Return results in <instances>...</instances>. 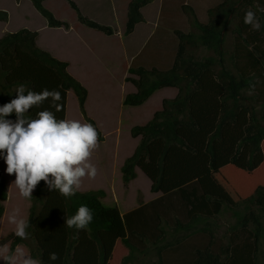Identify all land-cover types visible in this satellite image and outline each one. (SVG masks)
<instances>
[{
	"label": "trees",
	"instance_id": "trees-1",
	"mask_svg": "<svg viewBox=\"0 0 264 264\" xmlns=\"http://www.w3.org/2000/svg\"><path fill=\"white\" fill-rule=\"evenodd\" d=\"M28 1L49 28L69 29L43 5L46 0ZM62 1L79 24L105 36L114 34L110 26L82 14L73 0ZM152 1H128L123 36L144 22L141 9ZM259 5L264 7V0H223L207 10L205 23L183 5L193 32L174 30L177 43L170 66L128 68L135 77L125 81L134 91L123 97L125 107L141 106L161 89L176 90L146 123L130 128L137 143L120 166L123 186L139 169L157 198L121 214L103 203V190H78L65 198L41 181L29 199V238L9 233L0 247L14 251L23 245L40 264H257L264 246V12L257 10ZM249 9L259 18V31L244 23ZM234 19L232 50L226 53ZM7 21L8 13L0 10V22ZM37 38L38 32L26 28L0 37V106L16 98L21 84L35 92L56 89L63 108L55 115L65 119L71 91L81 117L96 128L101 142V132L85 110L86 88L68 72L69 63L39 47ZM199 50L211 54L196 58ZM47 108L49 101L27 115L35 118ZM7 118L15 121V113ZM7 195L0 170V220ZM81 205L92 210L89 226L76 230L64 225L65 217ZM223 214L233 223L227 243L215 252V219ZM52 252L59 259L51 261Z\"/></svg>",
	"mask_w": 264,
	"mask_h": 264
},
{
	"label": "rangeland",
	"instance_id": "rangeland-1",
	"mask_svg": "<svg viewBox=\"0 0 264 264\" xmlns=\"http://www.w3.org/2000/svg\"><path fill=\"white\" fill-rule=\"evenodd\" d=\"M82 14L90 19L110 26L112 36H105L89 29L76 20L65 1L46 0L43 5L58 20L67 22L70 27L48 28L44 18L32 7L28 0H0V10L8 13V21L0 22V36L21 28L42 32L44 43L71 62V71L80 76L81 84L88 96L85 110L102 135L99 147L92 152L90 162L97 168L94 178L85 176L80 186L85 191L103 190L106 193L104 204L116 206L120 212L137 207L139 202H149L158 197L150 192V183L139 171L137 177L127 186L121 181L120 166L128 157L136 139L129 135L132 126L146 123L153 112L160 109L164 98H171L175 90L164 88L155 92L144 104L138 107L122 105L123 97L134 91V87L125 81L126 77H135L128 72L129 67H157L167 69L174 57L176 37L174 30L193 32L191 17L182 6L190 7L200 22L207 21V10L223 0H153L141 9L144 22L136 25L130 36H123L126 7L129 0H73ZM260 6V5H259ZM236 19L233 20L225 39L226 53L232 50ZM199 50L196 58L210 55ZM65 119H75L86 123L78 110L75 96L69 91L66 99ZM7 165L0 156V170L8 184V198L4 205L5 224L0 235L12 231L14 225L8 217L16 212L19 218L27 219L30 207L29 199L22 197L14 184L15 174L6 172ZM180 216V215H179ZM215 252H220L228 238V227L233 223L227 214L215 219ZM4 237V235L2 236ZM0 237V239L2 238ZM28 255L26 247L21 245ZM154 259V257H153ZM152 259V260H153ZM257 264H264V246L257 256ZM0 264L4 260L0 259Z\"/></svg>",
	"mask_w": 264,
	"mask_h": 264
},
{
	"label": "clouds",
	"instance_id": "clouds-1",
	"mask_svg": "<svg viewBox=\"0 0 264 264\" xmlns=\"http://www.w3.org/2000/svg\"><path fill=\"white\" fill-rule=\"evenodd\" d=\"M259 12L264 7L257 6ZM244 23L259 31L261 24L256 12L249 9ZM26 93V94H25ZM61 92L43 89L40 92L26 90L21 84L16 89V98L0 106V155L7 165L6 172L15 174L12 183L22 197L30 199L33 190L43 181L49 191H58L70 198L79 190L82 178H94L97 168L90 162L93 150L99 147L96 128L90 123L75 119H57L55 113L62 111ZM49 101V108L38 111L35 118L27 114ZM50 109H55L53 112ZM15 113V121L8 119ZM93 220L92 210L81 205L65 224L76 230L86 229ZM14 225V233L21 240L29 238V222L19 218L16 212L8 217ZM0 259L6 264H40L27 255L22 248L10 250L8 245L0 247ZM51 261L59 259L57 253L49 254Z\"/></svg>",
	"mask_w": 264,
	"mask_h": 264
},
{
	"label": "crops",
	"instance_id": "crops-1",
	"mask_svg": "<svg viewBox=\"0 0 264 264\" xmlns=\"http://www.w3.org/2000/svg\"><path fill=\"white\" fill-rule=\"evenodd\" d=\"M21 2V1H20ZM45 2V1H44ZM43 2V3H44ZM9 17V16H8ZM138 25V24H137ZM49 28V27H48ZM135 28H136V26H135ZM135 28H134V30H135ZM14 32V31H13ZM134 32V31H133ZM132 32V33H133ZM6 33V32H5ZM4 34V33H3ZM2 34V35H3ZM1 35V36H2ZM131 35V34H130ZM130 35H128V36H130ZM0 36V37H1ZM37 45L39 46V47H41V48H43V49H45L46 51H48L52 56H54L55 58H57V59H59V60H62V61H67L68 63H69V65H68V72L70 73V74H72L76 79H78L80 82H81V79H80V76L78 75V74H76V73H73L72 71H71V62L67 59V58H65V57H63L60 53H58V52H56L53 48H51L50 46H48V45H46L45 43H44V40H43V35H42V32L41 31H39L38 32V38H37ZM170 89H173V88H170ZM175 90V89H174ZM68 93H69V91L67 92V95H68ZM176 94V90H175V92H174V95ZM174 95L172 96V97H174ZM171 97V98H172ZM136 143H137V139H136ZM140 172V170L139 169H136V174H138L137 172ZM141 173V172H140ZM142 174V173H141ZM145 177V176H144ZM146 178V177H145ZM6 182H7V180H6ZM7 187H8V184H7ZM9 189V188H8ZM8 189H7V192H8ZM79 191H85L84 189H83V186H80V188H79ZM106 194V193H105ZM154 194H158V196H159V193H154ZM106 197V196H105ZM105 197H104V199H105ZM7 198H8V195H7ZM104 199H103V201H104ZM7 200V199H6ZM6 202V201H5ZM5 202H4V204H5ZM104 203V202H103ZM144 203H146V201H144ZM136 208V207H135ZM132 209H134V208H131L130 210H128V211H131ZM128 211H126V212H128ZM126 212H124V213H126ZM121 214H124L123 212H120ZM4 217H5V211H4V214H3V216H2V218H1V220H0V228H2V226H4V224H5V221H3L4 220ZM9 233H14V228L12 229V231L10 230V231H7L6 233H3V234H1L0 235V237H2L3 235L5 236V235H7V234H9ZM168 239H171V236L169 235L168 236ZM21 245H18V246H16V248H19ZM25 247V246H24ZM15 248V249H16Z\"/></svg>",
	"mask_w": 264,
	"mask_h": 264
}]
</instances>
